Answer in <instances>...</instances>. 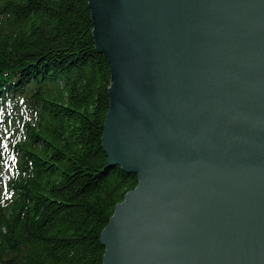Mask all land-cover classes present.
<instances>
[{"label": "water", "instance_id": "water-1", "mask_svg": "<svg viewBox=\"0 0 264 264\" xmlns=\"http://www.w3.org/2000/svg\"><path fill=\"white\" fill-rule=\"evenodd\" d=\"M102 143L138 176L104 264H264V0H89Z\"/></svg>", "mask_w": 264, "mask_h": 264}, {"label": "trees", "instance_id": "trees-1", "mask_svg": "<svg viewBox=\"0 0 264 264\" xmlns=\"http://www.w3.org/2000/svg\"><path fill=\"white\" fill-rule=\"evenodd\" d=\"M89 0H0V264H104L138 176L103 148L111 68Z\"/></svg>", "mask_w": 264, "mask_h": 264}]
</instances>
